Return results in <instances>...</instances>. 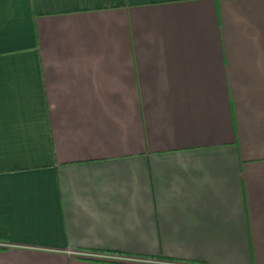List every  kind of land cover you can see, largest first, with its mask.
Returning <instances> with one entry per match:
<instances>
[{
  "label": "crops",
  "instance_id": "1",
  "mask_svg": "<svg viewBox=\"0 0 264 264\" xmlns=\"http://www.w3.org/2000/svg\"><path fill=\"white\" fill-rule=\"evenodd\" d=\"M0 264H264V0H0Z\"/></svg>",
  "mask_w": 264,
  "mask_h": 264
},
{
  "label": "built area",
  "instance_id": "2",
  "mask_svg": "<svg viewBox=\"0 0 264 264\" xmlns=\"http://www.w3.org/2000/svg\"><path fill=\"white\" fill-rule=\"evenodd\" d=\"M101 257L106 258V259H125V257L122 256H115V255H101Z\"/></svg>",
  "mask_w": 264,
  "mask_h": 264
}]
</instances>
